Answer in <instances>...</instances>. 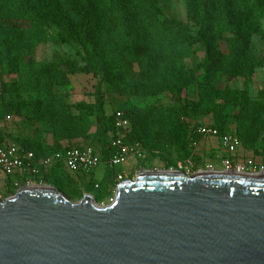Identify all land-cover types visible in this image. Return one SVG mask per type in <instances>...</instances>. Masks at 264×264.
<instances>
[{"label": "trees", "instance_id": "obj_1", "mask_svg": "<svg viewBox=\"0 0 264 264\" xmlns=\"http://www.w3.org/2000/svg\"><path fill=\"white\" fill-rule=\"evenodd\" d=\"M184 3L195 32L181 22L161 21L158 0H0V67L10 78L0 86V119L18 117L29 124H46L51 137L50 142H7L0 132V145L14 143L44 158L83 140L104 163L111 154L108 136L115 130L114 113L121 111L130 124L124 144L141 147L147 160L142 168L153 169L152 159L160 157L165 170H175L192 156L191 144L199 140L193 129L204 125L188 119L211 116L213 128L220 134L234 131L242 149L264 163V95L256 102L245 89L216 86L222 78L228 83L248 78L258 66L250 37L261 33L264 0ZM53 15L74 25L73 37L87 48L85 65L68 59L37 62L31 56L39 44L51 41L44 24L52 23ZM196 45L205 50L204 60L187 68L183 60ZM98 72L102 76L89 95L92 102L66 103L72 91L69 76L96 77ZM192 87L196 100L180 104L179 96ZM163 95L173 96L178 104L165 105ZM125 97L143 98L141 112L128 108ZM231 111H235L233 125ZM192 159V171L204 164V159ZM102 168L103 177L92 175L85 194L116 186L121 172ZM61 180L77 193L74 179L61 165L38 184ZM6 184L14 194L10 182Z\"/></svg>", "mask_w": 264, "mask_h": 264}, {"label": "water", "instance_id": "obj_2", "mask_svg": "<svg viewBox=\"0 0 264 264\" xmlns=\"http://www.w3.org/2000/svg\"><path fill=\"white\" fill-rule=\"evenodd\" d=\"M0 264H264V175L142 170L106 207L23 187L0 202Z\"/></svg>", "mask_w": 264, "mask_h": 264}, {"label": "rangeland", "instance_id": "obj_3", "mask_svg": "<svg viewBox=\"0 0 264 264\" xmlns=\"http://www.w3.org/2000/svg\"><path fill=\"white\" fill-rule=\"evenodd\" d=\"M158 7L160 10L159 19L163 20H173L176 22H181L186 25L191 32H195L197 27L191 23L186 15V8L184 0H158ZM55 15H53L52 23L44 24V28L46 33L51 41L46 43H41L34 50L31 55L33 59L37 62H57L63 60H70L75 62L76 64L82 66L87 62V48L82 43L77 41L73 37V24L66 23L61 18L54 19ZM259 27L261 33L252 34L250 37V44L252 49V54L255 60L258 62V66L254 69L251 76L248 78H237L235 81L226 82L223 78L220 79L217 83L218 89H223L225 87L234 88L239 91L246 90L248 96L251 101L259 102L263 98L261 94L264 95V19L259 21ZM63 39V40H62ZM194 53L189 52L187 57L183 60L184 65L187 68H194L197 64L203 62L205 57V50L196 45L193 47ZM102 76L101 73L98 72V75L93 76L92 74H77L73 76H69L70 83L72 85V91H70L69 96L65 99L66 103L73 104L80 101L92 102V99L89 97L90 94L94 92V86L98 82V77ZM10 78L2 73V69L0 67V86L1 84L8 82ZM127 100L128 108L132 110H137V112H141L138 107L142 106L143 98H130L125 97ZM196 100V92L195 88H190L184 91L179 96L180 104H184L186 102ZM161 101L165 105H176L178 104L176 98L171 95H163L161 97ZM106 112L109 114L111 112L110 105L106 107ZM235 111H231L230 113V123L233 125V117ZM191 123H202L211 125L213 123V119L211 116L205 118H190L188 119ZM0 132L7 142H15L17 139H33L41 142H50V134L48 133V126L46 124H29L25 120L18 117H6L0 119ZM96 132L95 128L91 129L90 134H94ZM78 141V140H77ZM79 144H85L83 140L78 141ZM201 151V150H199ZM207 152V150H203L202 153ZM222 157H227L226 154L222 153ZM247 157L252 158L250 152H247ZM154 167L157 170H165L163 164L164 160H161L160 157H156L152 159ZM256 163L261 162L260 159L255 160ZM147 160H138L135 158H129L125 161L123 165L117 166L114 168L116 172L126 171L127 178L125 180H133L140 170H154L148 166L147 169H142L141 167H147ZM208 165L211 166L215 171H221L220 161L214 159L212 161H204V164L200 166L202 170L207 169ZM193 174L190 172L188 175ZM91 179V178H90ZM88 181V178L85 179ZM76 187L79 191L77 193L73 192L72 187H68V182L65 180H61L58 182H53L51 185H43L40 186H51L55 188L59 193L64 195L67 199L72 201L73 203L77 202L82 196L84 192L87 191L84 184L78 181H75ZM7 184L4 180H0V202H4L5 199L13 197L15 195L11 194L6 190ZM102 190H94L90 189L87 195H90L95 204L99 207L109 206L114 200L116 193V186L110 188L108 191ZM101 192V193H100Z\"/></svg>", "mask_w": 264, "mask_h": 264}, {"label": "built area", "instance_id": "obj_4", "mask_svg": "<svg viewBox=\"0 0 264 264\" xmlns=\"http://www.w3.org/2000/svg\"><path fill=\"white\" fill-rule=\"evenodd\" d=\"M114 128V132L108 136L111 154L104 163H102L99 155L86 145H73L65 148L62 152L44 158H36L32 152L24 151L17 144H2L0 145V180H4L5 183L10 182V186L15 190L23 187L33 188L40 186L38 182L41 181L44 175L48 174L55 166L61 165L69 175L79 176L80 181L88 178L89 182L92 175H95L101 166L115 168L123 165L129 158L143 160L144 154L139 145L124 144L126 135L130 130V124L121 111L114 113ZM192 133L199 139L191 144L192 156L184 164H178L175 170L186 175L190 172L193 174L196 172H232L238 174L262 172L264 175V163H256L253 157H247V152L242 149L234 131L220 134L211 125L204 124L195 127ZM211 139L218 140L221 152L227 155V157H222L218 153V156H214V159L220 161L221 171H215L210 165L205 170L200 168L192 171V158H201L198 156L199 144ZM153 169L157 170L154 165ZM126 178V172L123 171L118 174L115 179L116 187L119 183L126 181ZM95 188H97V185ZM84 195L87 194L84 193Z\"/></svg>", "mask_w": 264, "mask_h": 264}, {"label": "crops", "instance_id": "obj_5", "mask_svg": "<svg viewBox=\"0 0 264 264\" xmlns=\"http://www.w3.org/2000/svg\"><path fill=\"white\" fill-rule=\"evenodd\" d=\"M78 141H75L74 145H86V144H79ZM199 150H201V151H198V156H200L201 158L204 159V161H207V162L210 161V159H207L210 156H218V153L222 156V152L219 148L218 140H216V139H211V140H207L206 142L200 143L199 144ZM203 150H207V152L202 153ZM204 161H203V163H204ZM259 163H262V161ZM102 167L103 166H101L94 175L95 177H97V179H101L103 177L104 171H103ZM124 172H126V171H124ZM71 177L74 179V181L81 182L79 176L71 174ZM84 182L88 183V181L82 180L83 184H84Z\"/></svg>", "mask_w": 264, "mask_h": 264}, {"label": "flooded vegetation", "instance_id": "obj_6", "mask_svg": "<svg viewBox=\"0 0 264 264\" xmlns=\"http://www.w3.org/2000/svg\"><path fill=\"white\" fill-rule=\"evenodd\" d=\"M17 191V190H16Z\"/></svg>", "mask_w": 264, "mask_h": 264}]
</instances>
